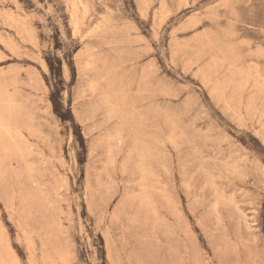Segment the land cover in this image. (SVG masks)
<instances>
[{
  "label": "rangeland",
  "instance_id": "rangeland-1",
  "mask_svg": "<svg viewBox=\"0 0 264 264\" xmlns=\"http://www.w3.org/2000/svg\"><path fill=\"white\" fill-rule=\"evenodd\" d=\"M0 264H264V0H0Z\"/></svg>",
  "mask_w": 264,
  "mask_h": 264
}]
</instances>
